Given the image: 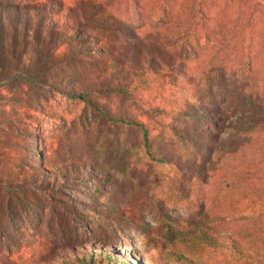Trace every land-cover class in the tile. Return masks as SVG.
Listing matches in <instances>:
<instances>
[{"label":"rangeland","instance_id":"obj_1","mask_svg":"<svg viewBox=\"0 0 264 264\" xmlns=\"http://www.w3.org/2000/svg\"><path fill=\"white\" fill-rule=\"evenodd\" d=\"M39 1L0 0V7L28 6ZM120 1V11L135 10L130 0ZM165 1L170 8L182 6L183 16L193 0H179L177 4L173 0H139L143 19L131 15L117 20L145 42L162 40L169 21L157 16ZM210 1L215 10L226 8L231 18L241 3ZM253 2L264 6V0H248L247 4L252 6ZM109 12L107 9L105 15ZM259 23L253 28L263 40V24ZM8 28L0 30V264H58L74 253L82 256L92 251L102 252L111 261L133 264H186L185 259L195 264H222L221 257L195 241L191 233L205 231L224 242L234 223L214 219L210 202L206 203V213L184 211L176 204L177 195L168 197L162 209L165 214L158 210L147 195L157 177L143 158L142 131L111 122L103 114L112 117L125 112L141 117L135 102L103 89L90 92L88 98L98 104L99 110L68 98L73 91L89 92L99 85L96 81L101 73L95 68L99 58L94 53L103 40L114 41L113 36L101 32L91 40H81V54L70 60L66 57L72 54L75 41L60 45L49 58V77L29 82L15 70L38 62L52 49L41 41L37 51L27 38L30 32L27 36L15 35ZM97 38L100 44L95 43ZM248 38L245 45H252ZM195 40L199 43L195 48L193 40L179 42L184 55L195 59L191 63L207 61L213 54L212 40L205 42L201 31ZM194 51L197 57H193ZM149 136L164 150L166 137L161 131H152ZM34 153L40 155L39 160L34 161ZM41 169L47 175L41 176ZM158 171L174 179L176 189L186 175L170 165L160 166ZM228 171L222 169L217 176L228 175ZM254 213L249 207L243 215ZM139 227L153 235V242Z\"/></svg>","mask_w":264,"mask_h":264},{"label":"trees","instance_id":"obj_2","mask_svg":"<svg viewBox=\"0 0 264 264\" xmlns=\"http://www.w3.org/2000/svg\"><path fill=\"white\" fill-rule=\"evenodd\" d=\"M130 1L135 7L132 12L120 11V0H41L28 6L0 7V30L10 27L21 36L30 32L27 38L37 51L41 41L52 49L38 62L15 72L23 73L29 82L46 80L52 68L49 58L60 45L75 41L72 54L66 57L70 60L81 54V40H91L101 32L111 34L115 40H103L94 53L99 58L95 67L101 73L96 81L99 85L89 92L67 93L68 98L99 110L98 104L88 98L90 92L103 89L135 102L141 117L125 112L112 117L103 114L111 122L142 131L143 158L157 177L147 189L151 203L165 214L163 205L170 196L177 195L176 204L187 212L206 213V203L210 202L214 219L233 222L234 228L224 242L205 231L191 233L195 241L218 254L222 264H264V39L259 40V32L254 29L259 22L264 25L263 4L253 2L251 6L248 0H241L231 18L226 8L215 10L210 0H193L183 16L182 6L170 8L165 1L157 16L169 21L162 40L145 42L117 20L131 15L143 19L139 0ZM107 9L110 12L105 15ZM263 25L260 33L264 38ZM200 31L205 42L212 40L213 54L207 61L191 63L195 59L184 55L180 46L193 40V47H198L195 38ZM247 36L252 45H245ZM95 43L100 44L98 38ZM197 56L194 51L193 57ZM156 130L166 137L164 150L149 136ZM33 159L39 160L40 155L34 153ZM163 165L186 174L179 189L174 179L159 173ZM222 169L230 170L228 175L217 176ZM40 173L47 175L43 169ZM80 173L84 175L85 171ZM249 207L255 213L244 216ZM139 230L153 242L147 229ZM185 260L186 264H195ZM58 264L133 263L111 261L102 252L92 251L82 256L74 253Z\"/></svg>","mask_w":264,"mask_h":264}]
</instances>
